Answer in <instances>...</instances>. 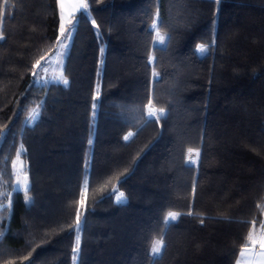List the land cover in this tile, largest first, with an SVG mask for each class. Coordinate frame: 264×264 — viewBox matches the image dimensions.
Wrapping results in <instances>:
<instances>
[{"label":"trees","instance_id":"trees-1","mask_svg":"<svg viewBox=\"0 0 264 264\" xmlns=\"http://www.w3.org/2000/svg\"><path fill=\"white\" fill-rule=\"evenodd\" d=\"M85 2L65 87L32 75L56 51L57 0H0V193H13L0 211V264H74L77 209L76 264H235L249 222L264 219V0ZM157 9L171 36L159 51ZM213 35L210 53L196 54ZM149 99L166 118L147 121ZM21 145L30 204L13 191ZM168 212L180 215L165 226Z\"/></svg>","mask_w":264,"mask_h":264},{"label":"snow or ice","instance_id":"snow-or-ice-1","mask_svg":"<svg viewBox=\"0 0 264 264\" xmlns=\"http://www.w3.org/2000/svg\"><path fill=\"white\" fill-rule=\"evenodd\" d=\"M60 15H59V34L55 38V44H56V52L55 55L60 58L59 64L60 67L63 68V62L64 57L68 55V52L72 46V41L74 38V33L77 31V27L80 23L79 18L76 16L77 12L82 11L84 15L90 16L89 12V5L85 2V0H71L70 3L66 2V0H57ZM220 0H215V3L219 4ZM91 24L93 28L99 32V25L96 24L95 19L91 20ZM162 27H167V25L164 24L162 19L160 18L159 9H157L153 20L151 24V29L155 31V36L153 38V47L156 50H162L159 46L166 44V36L170 40L171 36L168 33L161 32ZM214 27V25H213ZM4 39V35L2 32H0V40ZM215 37L213 35V38L208 43H198L195 46V53L200 56H205L210 53L211 49L215 47ZM101 53L104 52L103 47L100 49ZM45 60V57L42 55L40 59L36 60L35 64L32 66V75L34 80L39 83L41 79V73H47L48 68L45 67L43 64H41V61ZM148 62L150 64H155L157 62V58L153 54L148 55ZM103 63V61H101ZM152 75L154 77V81L156 83L159 82L160 75L156 71L155 67H153ZM99 76V72H98ZM53 82L55 83H62L65 87L69 84L68 79L63 75V72H61V75L59 77H53ZM31 87V85H30ZM98 95V94H97ZM96 96L93 97V100L95 101ZM96 104H93V109H95ZM166 113L163 108L155 109L152 106V100L149 99L148 105H147V121L150 122H159V120L166 118ZM39 117V113L33 111L30 113V119L32 121H36ZM132 133H129L127 136L124 137V139L127 141L130 136H132ZM89 145L92 144V140L90 139L88 141ZM26 150L23 149V146L21 145V148L17 151L16 154V160L12 161V167L14 170L17 169V163L20 161L21 155ZM196 151V160H193L191 157V154L193 152L192 148H189L187 150L188 157H187V163L189 165H195L198 164V158L200 155L199 149ZM87 167V164H86ZM123 175V174H120ZM15 178H16V185L13 188V191L23 190L24 192V198L25 203L30 204L32 203L31 197L28 195L31 185L28 177V173L26 170H24L22 162L20 163L19 170L15 171ZM112 177H109L108 182ZM115 179L120 180V176H116ZM88 185V180L85 179L84 181V188L82 189V197L84 194V191H86ZM195 183H193V193H195ZM118 190L113 189V193H116ZM113 193L109 194V197ZM0 197L7 199V204L0 203V211L2 210H11L12 204H13V193L12 192H2L0 193ZM124 198L123 192H118L116 195V202L120 203L122 202V199ZM81 207L84 206V200L82 199L80 201ZM264 211V209H262ZM180 215V213L177 212H168L167 216L165 217L164 224L167 226L170 221H176L177 217ZM189 215H191V212H189ZM85 221L81 220V213L80 210L77 209L76 211V219H75V225H74V231H75V242L74 246L72 248L73 252V261L74 264H76V261L79 256L80 252V245H81V232L83 230V224ZM201 223H203V220H201ZM250 227L248 228L247 235L244 238V243L240 246L239 251V258L236 261V264H264V219L257 220L255 217L249 222ZM258 225V226H257ZM165 247V241H164V235L163 232L161 233L160 239L154 240L151 246V253L152 255L159 256L162 252V249ZM27 259V257H25Z\"/></svg>","mask_w":264,"mask_h":264},{"label":"rangeland","instance_id":"rangeland-1","mask_svg":"<svg viewBox=\"0 0 264 264\" xmlns=\"http://www.w3.org/2000/svg\"><path fill=\"white\" fill-rule=\"evenodd\" d=\"M154 36H155V31H154ZM55 52L52 56H50V57L46 58L44 61H42L41 64H43L45 67L48 68V72L47 73H43V72L41 73V79H40L39 84H49V83L53 82V80H52L53 77H59L61 75L62 68L60 67V64H59L60 58L55 55ZM33 111L38 112L37 109L34 108V109H32V111L30 113H32ZM27 122H28V124H32L34 122L30 119V114L28 115ZM128 134L129 133H127L125 136H127ZM191 157L193 160H196V153L192 152ZM20 163H21V160L17 163V169L16 170H19ZM16 170H14V186L16 185V178H15V171ZM21 191H23V190H21ZM118 192H120V191L116 192L115 201H116V195L118 194ZM124 201H125V199L123 198L122 202H124Z\"/></svg>","mask_w":264,"mask_h":264},{"label":"crops","instance_id":"crops-1","mask_svg":"<svg viewBox=\"0 0 264 264\" xmlns=\"http://www.w3.org/2000/svg\"><path fill=\"white\" fill-rule=\"evenodd\" d=\"M66 2H68V3H70L71 2V0H66ZM58 3V2H57ZM58 10H59V6H58ZM59 15H60V10H59ZM239 258V253H238V257H237V259ZM237 259H236V261H237ZM235 264H236V262H235Z\"/></svg>","mask_w":264,"mask_h":264}]
</instances>
